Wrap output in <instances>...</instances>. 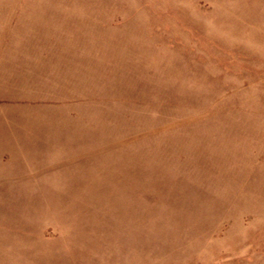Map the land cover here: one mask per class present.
<instances>
[{
  "label": "rangeland",
  "instance_id": "obj_1",
  "mask_svg": "<svg viewBox=\"0 0 264 264\" xmlns=\"http://www.w3.org/2000/svg\"><path fill=\"white\" fill-rule=\"evenodd\" d=\"M0 264H264V0H0Z\"/></svg>",
  "mask_w": 264,
  "mask_h": 264
}]
</instances>
